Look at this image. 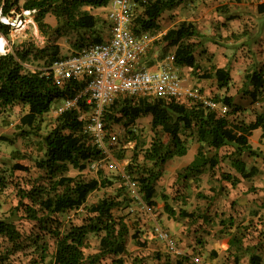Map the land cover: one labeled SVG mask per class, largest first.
Listing matches in <instances>:
<instances>
[{
  "label": "rangeland",
  "instance_id": "obj_1",
  "mask_svg": "<svg viewBox=\"0 0 264 264\" xmlns=\"http://www.w3.org/2000/svg\"><path fill=\"white\" fill-rule=\"evenodd\" d=\"M22 2L23 0H20V3ZM221 7L226 6L217 4L216 0H183L178 6L166 10L161 15L159 28L152 34L161 39L157 43H163L162 36L167 29L178 25L182 19H191L190 21L198 28V34L189 41L194 43L199 70L194 72L186 67L180 69L185 81L206 91L210 89L208 96L218 102L226 95H233L243 110L240 114H233L228 107L225 115L230 119L248 122L264 112V95L259 97L258 102L253 101L248 95L251 85L245 79V73L255 68L249 62L256 53L255 46L261 47L264 51V16L257 18L255 14H251L248 19L236 21L238 23L236 27L242 33L240 38L236 39L238 41H232V37H224L223 32H220L221 28L226 26L217 20V12H222L219 10ZM83 9H86L85 19L90 25L59 37L57 43L60 46V53L74 49L76 41L80 44L81 39L88 41L96 35L103 37L107 33L108 25L104 20L107 7L104 10L102 7L84 6ZM247 9L252 13V10L250 11L248 7ZM140 10L138 7L136 12L139 13ZM3 17L11 25L8 35L0 34L6 42L5 52L27 46L34 47L26 65L29 68L46 67L49 64L48 58L40 57L38 50L50 46L51 42L49 36L38 26L35 11H17L15 8L12 9L10 16H2L0 19ZM44 20L51 27L58 25V18L53 13H47ZM211 42L221 45V48L218 47V50H221L216 51L219 59L223 60L226 52L229 54L230 62L225 66L230 76L227 85L218 83L214 77L209 80L200 78L203 71L213 73L216 67L223 66L222 60L214 59L209 51L212 47ZM174 49V46L168 47V51ZM57 104L54 102L51 111L41 116L34 126L23 125L20 122L21 116L28 111L27 105L22 103L6 107L0 105V134L9 138L7 141H0V218L8 217L11 210L19 205L20 195L24 189L48 180L43 169L36 166V161L44 157L43 138L56 124ZM215 111L218 115L221 114L220 107L215 108ZM118 125L120 126L118 140L108 144L109 150L103 153L102 157L89 161L82 171L71 167L67 173L81 180L107 179L108 184L100 185L92 191L86 203L81 206L53 215L56 222H49L50 224L61 225L63 228H68L71 224H81L91 215L88 207L92 203L103 197L115 196L118 199H126L127 203L113 210L114 216L121 217L129 229L126 252L119 255L123 258V264H177V260L182 264H193L187 255H199L208 264H237L235 253L239 255L238 264H251L249 258L252 253L260 254L264 264V247L254 249L253 246L259 243L264 234L263 140L252 144L254 150L260 151L259 156L253 157L249 155L248 149L242 151L243 147L233 142H228L220 148L201 142L196 128L191 132H183L186 153L182 156L174 155L164 164L162 176L157 182V194L153 198L155 204L151 205L145 200L139 183L129 173L127 165L132 159L142 163L145 149L156 138L162 140L168 149L171 144L170 137L163 133L160 127L157 129L152 127L151 114L136 119L132 125L123 123ZM258 132L259 129L255 131L253 137ZM201 143L205 156L217 159V164L214 167L206 166L199 172L194 170L187 178L178 176L183 167L194 159ZM239 155H242L241 158L246 165L254 164L259 170L251 180L252 184L246 182L247 186L243 184L244 179L240 175L241 180L235 185L223 176L226 173H237L234 159L236 156L240 157ZM22 166L27 168L23 169ZM165 203L175 210L176 216L166 211ZM34 207L40 208L38 205ZM181 209L195 217L177 216ZM39 215H43L41 210ZM177 220L183 222L179 223ZM220 220L228 221L229 227H223L224 224ZM12 221L26 238L25 243L21 250L6 258L3 254L9 243L0 238V264H35L33 259H38L40 252L35 250V246L29 240L37 234L43 236L47 242L48 256L45 261L52 260L55 239L47 233V229L42 228L37 220L30 218L21 206L12 216ZM234 222L242 223V226L235 230ZM158 223L177 239L182 255L175 256L168 252L164 243L156 236L154 226ZM134 233L138 235V240L135 236L132 237ZM231 233L236 234L239 239L242 237V249L228 246ZM102 234L103 232L91 233L87 236L84 248L86 254L99 251V239ZM119 256L106 255L97 264H116L114 259Z\"/></svg>",
  "mask_w": 264,
  "mask_h": 264
},
{
  "label": "trees",
  "instance_id": "obj_2",
  "mask_svg": "<svg viewBox=\"0 0 264 264\" xmlns=\"http://www.w3.org/2000/svg\"><path fill=\"white\" fill-rule=\"evenodd\" d=\"M109 1L23 0L20 3V0H0V17L10 16L12 9L15 8L17 11L34 10L38 26L49 36L51 42L50 46L38 50L39 56H46L51 63L61 54L57 39L70 31L88 26L89 23L85 19L87 12L83 7H103ZM135 1L143 7L141 12H136L133 20V29L138 33H152L157 30L161 15L183 2V0ZM49 12L58 18V25L55 27H51L44 20ZM10 29V23H5L0 19V34L8 35ZM197 34L198 28L195 23L188 20L180 21L178 25L170 27L163 34V53L168 51V47L174 46L176 64L192 67V70L197 72L199 68L194 43L189 41ZM101 39L102 36L98 35L88 41L81 39L80 44L75 42L74 49ZM33 51L34 47L27 46L0 54V105L5 107L16 103L27 105L28 111L21 116L20 122L28 126H34L41 116L49 113L54 102L59 103L64 98H73L80 86L75 79H67L58 84L52 73L43 69L29 68L26 63ZM212 77L223 85H227L230 79L229 72L224 67L216 68L213 73L204 71L200 75L203 79ZM245 77L249 83L253 84L250 97L255 101V97L264 87V66L259 70L248 72ZM219 100L227 104L233 114L241 110V106L234 101L232 96H224ZM149 114H151L152 127L156 129L160 127L163 133L169 135L170 147L167 149L162 140L156 138L145 149L144 161L138 163L137 160L132 159L127 168L139 183L145 200L151 205L155 204L153 198L157 194V182L162 176L164 164L172 156H182L186 153L185 142L182 139L183 132H191L196 128L201 142H206L216 148L233 142L239 147L248 148L249 153L254 155L259 153L251 148L248 137L257 128H262L264 137V112L258 114L255 120L245 123L235 119L230 120L227 115H218L215 110L202 104L183 106L174 102L164 103L120 97L106 110L104 118L108 126L114 123L129 126L134 124L136 119ZM85 122L77 109H67L56 116L55 126L43 138L44 157L36 161V166L43 169L48 180L43 184H34L31 188L24 189L20 195L19 205L11 210L8 217L0 218V238L9 243V246L5 248L4 257L15 254L22 249L25 243L26 238L12 221V216L20 209V206L30 218L37 220L39 225L47 229V233L55 239V251L50 261H45L48 256V246L44 237L37 234L29 240L35 246V250L40 252L38 259H33L35 264H97L106 255L121 256L126 252L128 226L121 217H115L113 214V210L123 206L126 199H118L115 196L101 198L88 207L91 215L81 224H71L68 228H63L61 225L49 223L56 222L53 215L81 206L86 203L92 191L100 185L108 184L107 179L81 180L67 174L71 167L82 171L89 161L103 156L102 150L94 142L93 137L85 132ZM7 140L9 138L6 135L0 134V141ZM204 153L201 143L194 159L183 167L178 176L187 178L194 170L199 172L206 166L214 167L218 160L206 157ZM234 165L241 176L247 180H251L258 172L255 165L247 169L242 159H237ZM21 168L26 169L27 167L22 166ZM223 176L233 185L240 182L239 177L231 173ZM25 199L28 201H24ZM35 205L40 207L43 215H39L40 210L35 208ZM262 207L264 208V200ZM165 208L170 215H175V210L168 203H165ZM177 216L195 217L184 209H181ZM220 222L224 224L223 227H229L228 221L220 220ZM233 226L236 230L242 226V223L235 222ZM102 232L99 239V251L86 254L84 248L87 236L91 233ZM133 236L138 240L136 233ZM236 236V234L230 236V247L242 249V237L239 239ZM253 246L254 249L264 247V234L259 243ZM235 255V263L238 264L239 255L238 253ZM120 256L114 259L116 264H123V258ZM249 260L251 264H262V256L257 253H252ZM177 264H182V262L177 260Z\"/></svg>",
  "mask_w": 264,
  "mask_h": 264
},
{
  "label": "built area",
  "instance_id": "obj_3",
  "mask_svg": "<svg viewBox=\"0 0 264 264\" xmlns=\"http://www.w3.org/2000/svg\"><path fill=\"white\" fill-rule=\"evenodd\" d=\"M138 7L141 12L143 7L135 0H110L103 6L108 29L101 40L61 53L46 67L32 68L52 73L58 84L67 79L78 82L76 95L62 99L55 106V113L77 109L86 121L85 132L93 137L102 154L109 150L108 144L118 140L119 123L108 126L104 116L120 97L183 106L202 104L213 110L220 107V115L228 112V106H220L208 96V91L185 81L174 51L163 53L164 44L157 43L156 35L134 31ZM154 230L170 254H183L177 239L160 223L155 224ZM186 257L193 264H208L199 255Z\"/></svg>",
  "mask_w": 264,
  "mask_h": 264
},
{
  "label": "crops",
  "instance_id": "obj_4",
  "mask_svg": "<svg viewBox=\"0 0 264 264\" xmlns=\"http://www.w3.org/2000/svg\"><path fill=\"white\" fill-rule=\"evenodd\" d=\"M216 2H217V4H219V5H224V6H226V7H221V9H219V10H222V12H217V20L218 21H220V23L222 24V25H224V24H226V26L225 27H222L221 28V33L223 32V36L224 37H228V36H230V37H232L233 39H232V41H238V40H236V39H239L240 38V36H241V33H242V31L241 30H239L238 29V27H236V25L238 24L236 21H238L239 19H248L250 16H252L251 14H255L256 16H257V18L259 17V16H261V17H263L264 16V0H216ZM247 7L250 9V11L252 10V13H249V10L247 9ZM218 8V7H217ZM229 11V12H228ZM182 20H186V19H182ZM191 19H188V21H190ZM194 23V22H193ZM223 30V31H222ZM159 40H161V39H159ZM158 40V41H159ZM160 43H162V42H160ZM162 44H164V43H162ZM211 44H212V47L209 49V51L211 52V54L213 55V57H214V59H216V60H219V61H221L222 59H219L218 57H217V55H216V51L218 50V47H220L221 48V45H217V44H215V43H213V42H211ZM216 45H217V47H216ZM175 50V49H174ZM173 50V51H174ZM221 50V49H220ZM220 50H218V51H220ZM255 55H254V57H251V59H249V62L251 63V64H253V66H255V68L252 70V71H256V70H259L262 66H264V51H263V49H261V47H257V45L255 46ZM227 53V52H226ZM225 53V56L226 57H224L223 58V60L221 61L222 62V64H223V66L222 65H220V67H224V68H226L225 66L230 62V57H229V54L227 55ZM150 55V54H149ZM228 56V57H227ZM149 58H150V56H149ZM182 68H191L192 69V67H189V66H181ZM216 68H219V67H216ZM215 68V69H216ZM215 71V70H214ZM251 71V72H252ZM204 72V71H203ZM248 73V72H247ZM247 73H245V75L247 74ZM213 78V77H212ZM212 78H209V79H212ZM215 78V77H214ZM209 79H205L204 78V80H209ZM245 79H246V77H245ZM217 80V79H216ZM247 81V80H246ZM218 82V81H217ZM248 82V81H247ZM250 85H251V89H250V91L248 92V95L250 96V92L252 91V89H253V84L252 83H249ZM195 86V85H194ZM209 91H211L210 89H208V92ZM264 95V87L259 91V93L257 94V96L255 97V102H258V100H259V97L260 96H263ZM226 96H232L233 97V95H231V94H229V95H226ZM223 98V97H222ZM234 99V98H233ZM235 101V100H234ZM218 102V101H217ZM254 102V103H255ZM218 104L220 105V106H222V105H227V104H225L222 100L221 101H219L218 102ZM228 106V105H227ZM242 110H243V108H241V110L239 111V112H237L236 114H240V112H242ZM261 113H263V112H261ZM260 114V113H259ZM236 117V116H235ZM227 118H229L228 117V115H227ZM256 118V117H255ZM230 120H233V119H230ZM253 120H255V119H253ZM253 120H250V121H253ZM237 121V120H236ZM250 121H248V122H245V123H249ZM257 129H259L260 130V132H258V134L257 135H255L254 137H253V135H254V133H255V131L257 130ZM257 129H255V130H253V132H252V134L248 137V141H249V143H250V145H251V148L253 149V147H252V144L255 142V143H259V140H263L264 141V137L262 136V128H257ZM214 147V146H213ZM216 148V147H215ZM246 149H248V148H243V150L242 151H245ZM263 149H264V147H263ZM263 149H262V153H264L263 152ZM260 151H258V153H259ZM241 153V152H240ZM249 155H251V156H253V157H256V156H259V154H257V155H254V154H250L249 153ZM240 157H238V156H236V158L234 159V162L237 160V159H242L241 158V156L242 155H239ZM245 162V161H244ZM252 165H254V164H252ZM252 165H250V166H248V165H246V167H247V169H249ZM235 166V165H234ZM256 166V165H255ZM257 167V166H256ZM236 168V167H235ZM237 170V169H236ZM259 171V170H258ZM239 172L237 171V173H232L233 175H235V176H237V177H239V175L241 176V174L239 173ZM258 173V172H257ZM256 173V174H257ZM255 177V176H254ZM253 177V178H254ZM241 178H243L242 176H241ZM252 178V179H253ZM239 179H240V177H239ZM244 180V183L243 184H246V186H247V183L246 182H250L251 184H252V182H251V180H247V179H245V178H243ZM241 180V179H240ZM247 180V181H246ZM242 184V185H243ZM249 186H251V185H249ZM233 221H234V219H233ZM177 222H179V223H181V222H183V221H181V220H177ZM235 223V222H234ZM181 229H179V231H180ZM230 238V237H229ZM228 246L230 247V243H229V239H228ZM236 254V253H235ZM236 256V255H235ZM234 256V257H235Z\"/></svg>",
  "mask_w": 264,
  "mask_h": 264
},
{
  "label": "clouds",
  "instance_id": "obj_5",
  "mask_svg": "<svg viewBox=\"0 0 264 264\" xmlns=\"http://www.w3.org/2000/svg\"><path fill=\"white\" fill-rule=\"evenodd\" d=\"M4 22L7 23V21H4ZM3 53H4V42H3V39L0 38V54H3Z\"/></svg>",
  "mask_w": 264,
  "mask_h": 264
},
{
  "label": "bare ground",
  "instance_id": "obj_6",
  "mask_svg": "<svg viewBox=\"0 0 264 264\" xmlns=\"http://www.w3.org/2000/svg\"><path fill=\"white\" fill-rule=\"evenodd\" d=\"M7 19H8V18H7ZM7 19H6V20H7ZM21 25H22V24H21ZM0 38H2V39H3V42H4V52H5V51H6V48H7V47H6V42H5V39H4L3 37H1V36H0Z\"/></svg>",
  "mask_w": 264,
  "mask_h": 264
}]
</instances>
